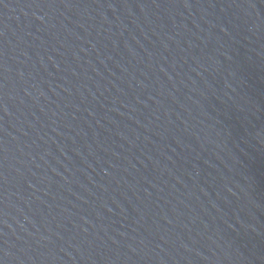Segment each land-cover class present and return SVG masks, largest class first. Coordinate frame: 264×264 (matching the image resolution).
Masks as SVG:
<instances>
[{
    "label": "water",
    "instance_id": "1",
    "mask_svg": "<svg viewBox=\"0 0 264 264\" xmlns=\"http://www.w3.org/2000/svg\"><path fill=\"white\" fill-rule=\"evenodd\" d=\"M0 264H264V0H0Z\"/></svg>",
    "mask_w": 264,
    "mask_h": 264
}]
</instances>
